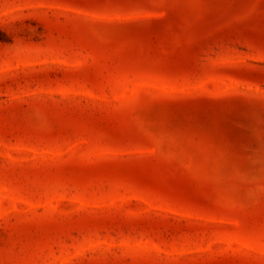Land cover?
<instances>
[{
  "label": "rangeland",
  "instance_id": "1",
  "mask_svg": "<svg viewBox=\"0 0 264 264\" xmlns=\"http://www.w3.org/2000/svg\"><path fill=\"white\" fill-rule=\"evenodd\" d=\"M0 264H264V0H0Z\"/></svg>",
  "mask_w": 264,
  "mask_h": 264
}]
</instances>
